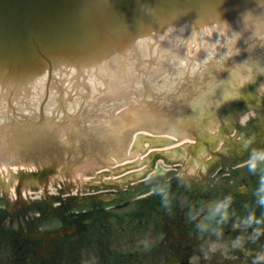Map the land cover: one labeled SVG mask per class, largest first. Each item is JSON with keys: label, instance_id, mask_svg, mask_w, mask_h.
<instances>
[{"label": "water", "instance_id": "95a60500", "mask_svg": "<svg viewBox=\"0 0 264 264\" xmlns=\"http://www.w3.org/2000/svg\"><path fill=\"white\" fill-rule=\"evenodd\" d=\"M223 1L226 7L222 6L220 12L229 10V3L234 4V0ZM215 3L213 0H0V190L9 196L13 185L21 188L29 181L30 173L26 172L38 166L26 157L31 154H47L51 168L57 167L48 175V185L54 187L59 183L67 188L92 182L107 184L111 179L95 173L97 168L117 162L124 153L132 160L124 168H115L128 172L119 186H126V179L140 180L179 165L182 171L176 173H207L212 162H220V153L236 150V156L243 154L247 138L235 119H240V113L253 105L264 119L261 107L264 106V59L263 68L257 67V56L263 57L262 54L253 58L248 52L235 57L238 61L244 57L240 66L244 68L237 69L234 76L227 74L218 80L221 85L230 82L235 87L232 92H222L220 103L213 107L203 108L205 98L200 100H203L201 105L200 101L192 104L187 100L180 114L175 110L160 114V108L166 109L155 98L160 93L159 82L152 80L167 71V62L173 63L169 60L174 58V64L180 67L187 62L186 53H173L174 47L187 48V41H192L188 33L196 34L204 28V19L211 23L227 18L208 10L211 6L214 9ZM254 7L256 10L247 12L253 16L249 23L260 26L264 20L256 18L255 13L260 12ZM188 10L192 14L198 12L199 20L188 14ZM139 16L143 20L138 21ZM235 64L236 61L230 60L228 65ZM117 77H130L126 84L134 92L139 77L143 97H139V90L137 98L125 90L114 96L115 91L108 94L117 97L116 100L126 99L128 106L137 105L131 113L123 112V119L121 112H117L119 116L114 114V122L110 124L104 103L107 99L113 102L112 97L105 94V101L95 98L96 105L91 108L88 98L106 91L102 81L105 85ZM234 78L240 81L235 83ZM233 92L240 95L238 107L222 112V103L228 105L238 99L232 96ZM32 110L38 114L26 115ZM80 119H89L92 126L97 124L93 121L107 123L113 130L105 134L99 131L100 141H95L79 124ZM182 127L187 130L177 131ZM163 134L179 136L177 139L186 137V140L196 139V135L199 140L193 149L182 143L160 146L167 144L162 140ZM159 148L165 158L152 154ZM63 153L70 155L62 157ZM46 159L40 163L47 164ZM79 174L93 178L80 180ZM115 174L110 171L109 176ZM26 185L35 188L41 182L32 179Z\"/></svg>", "mask_w": 264, "mask_h": 264}, {"label": "flooded vegetation", "instance_id": "af4514ba", "mask_svg": "<svg viewBox=\"0 0 264 264\" xmlns=\"http://www.w3.org/2000/svg\"><path fill=\"white\" fill-rule=\"evenodd\" d=\"M254 156L232 165L228 183L218 168L201 184L164 187L165 203L161 190L129 196L135 187L118 184L127 171L104 192L89 184L5 201L0 264H264V153ZM247 177L249 185H233Z\"/></svg>", "mask_w": 264, "mask_h": 264}, {"label": "rangeland", "instance_id": "374dc122", "mask_svg": "<svg viewBox=\"0 0 264 264\" xmlns=\"http://www.w3.org/2000/svg\"><path fill=\"white\" fill-rule=\"evenodd\" d=\"M235 121L247 138L243 154L236 156V150L220 153V162H212L208 169L210 172L207 171V173H176V171H182V165H179L167 171L143 178L144 180L126 179V185L135 187L133 193H130L129 196H134L141 191L146 192L151 190H161L159 202L165 203L170 201V199L168 197L167 190L166 192L162 191L164 187L169 188L172 183H174V185H186L187 182H192L194 185L195 182L201 184V181L204 180L201 179L202 176L207 177L208 175L214 173V171L218 168L222 171L219 173L223 178L222 181L228 183L231 175L227 174V172H231L233 176L238 173V169H232V165L242 163L243 161L251 158L253 155H255L253 159L256 160L264 153V119L257 106L253 105L249 109L240 113V119H235ZM262 162L263 164L261 162L259 164L262 165L261 167L264 166V161ZM249 175L254 176L255 173H249ZM209 179L211 182L213 180V176ZM107 184H101L98 188H105ZM249 184V177L239 179L233 183V185L239 187ZM61 186L64 187L65 185ZM0 192L3 191L0 190ZM6 194L8 195V193ZM4 202L5 200L0 199L1 204ZM8 202H10V199H8ZM154 202H156V200H154ZM1 218H4L3 214Z\"/></svg>", "mask_w": 264, "mask_h": 264}]
</instances>
